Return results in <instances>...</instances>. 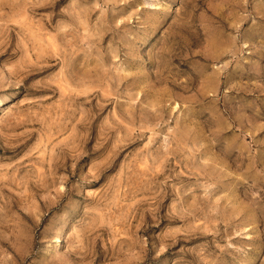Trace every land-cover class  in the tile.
Returning <instances> with one entry per match:
<instances>
[{
	"label": "rangeland",
	"instance_id": "rangeland-1",
	"mask_svg": "<svg viewBox=\"0 0 264 264\" xmlns=\"http://www.w3.org/2000/svg\"><path fill=\"white\" fill-rule=\"evenodd\" d=\"M0 104V264H264V0H0Z\"/></svg>",
	"mask_w": 264,
	"mask_h": 264
},
{
	"label": "bare ground",
	"instance_id": "bare-ground-1",
	"mask_svg": "<svg viewBox=\"0 0 264 264\" xmlns=\"http://www.w3.org/2000/svg\"><path fill=\"white\" fill-rule=\"evenodd\" d=\"M4 104V103H3ZM6 104V103H5ZM1 105V104H0Z\"/></svg>",
	"mask_w": 264,
	"mask_h": 264
}]
</instances>
